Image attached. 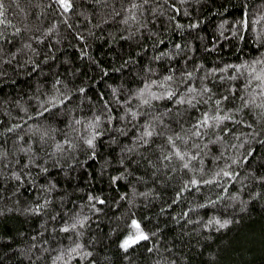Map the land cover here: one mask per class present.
<instances>
[{"label":"trees","instance_id":"trees-1","mask_svg":"<svg viewBox=\"0 0 264 264\" xmlns=\"http://www.w3.org/2000/svg\"><path fill=\"white\" fill-rule=\"evenodd\" d=\"M2 2L0 153L8 152L4 167L12 170L13 166L18 168L25 163L23 153L13 155L14 138L19 132L28 140V129L33 125L52 124L59 130L54 134L56 142L63 141L66 135L76 136L67 127L72 125L80 140L89 132L84 118L99 115L97 130L101 135L96 137L95 157L86 154L81 142V147L72 153L78 163L73 164L67 156H56L60 165L54 167L48 161L47 173L32 165L25 171L33 175L19 184V191L17 181L0 180V197H3L0 209H6L0 215V264H34L35 257L30 261L27 256L33 237L37 242L48 241L38 247L53 250L45 254L47 259L35 264H51L60 249L70 245L69 236L76 239L71 232L58 229L61 221H67L74 213L89 217L80 242L92 251L90 259L96 264H264V181L255 178L264 176V143H261L264 135L245 141L243 149H234L230 145L238 141L232 133H250L251 129L244 124L226 122L232 131L224 134L223 141L215 142L211 131L203 140L193 137L187 145L178 141L182 150L187 148L196 156V159L186 157L188 168L182 167L175 158L158 159L161 153L156 145L170 147L161 138L134 152L125 151L137 143L135 137L146 119L145 115L133 118L127 108L150 113L145 106L138 109V100L129 96L151 80L160 81L173 75L176 81L183 78L187 85L199 88L201 78L208 75L206 83L217 96L229 95L222 102L225 109L239 103L238 98L234 100L224 89L229 83L236 84L238 97L247 73L241 76L234 68L225 71V65L241 64L264 55V0H186V3L150 0V4L143 5L147 28L138 27L132 21L123 23L126 13L121 4L126 8L131 0H115L119 15H110L109 8L101 10L95 0H74L76 7L67 22L59 15L60 8L48 7L51 0ZM173 3L179 11L170 7ZM156 4L163 11L157 9L153 19L152 9ZM82 10L87 16L79 14ZM245 18L246 27L237 23ZM53 24L56 25L53 31L46 32ZM190 24L197 26L190 28ZM29 26L31 30H25ZM17 28L21 30L19 33L15 31ZM77 32L86 39L80 40L75 35ZM38 36L43 39H34ZM26 43L36 51L25 47ZM17 48L22 50L17 52ZM9 53L15 55L9 56ZM211 69L220 70L215 73L216 77L237 79H215L209 75ZM190 71H194L191 79L183 75ZM56 80L61 83L55 84ZM81 87L84 92L77 91ZM185 87L179 86L180 94ZM56 88L60 92L70 89L69 99L43 112L40 103L57 94ZM159 88L160 85H152L154 91L158 92ZM153 104L160 113L172 108L165 122L177 132L194 123L209 107L207 101L195 108L176 106L167 99L154 100ZM177 107L181 109L179 113ZM37 112L42 115H36ZM109 114L111 122L106 119ZM20 118L24 121L20 128L7 133L5 129L20 123ZM244 118L252 120L253 116L245 114ZM76 119L82 123L75 125ZM193 140L199 148L191 147ZM209 140L214 142L207 143ZM240 140L244 137L240 136ZM34 147L39 150L38 145ZM54 147L50 140L45 151ZM249 148L252 155L247 161H240L239 165L229 161L230 156L239 157ZM121 159L124 164L120 163ZM3 160L0 156V161ZM226 162L237 174L235 178L216 176ZM37 163L42 164L43 160ZM164 164L168 167H163ZM65 165L70 166L68 174ZM117 176L123 178L113 182L112 178ZM192 178L207 183L193 185L189 183ZM50 180L57 187L51 193L48 207L41 213H26L25 208L43 199L45 190L41 185ZM89 195L101 197L105 203L89 200ZM91 204L100 211L90 210ZM53 215L55 220L49 218ZM217 219L221 223L232 222L221 227ZM133 220L148 233V239L125 250L120 244L127 235L135 234ZM42 226L48 228L43 236L38 235ZM53 227H57L55 234ZM69 264H89V259L73 255Z\"/></svg>","mask_w":264,"mask_h":264},{"label":"snow or ice","instance_id":"snow-or-ice-1","mask_svg":"<svg viewBox=\"0 0 264 264\" xmlns=\"http://www.w3.org/2000/svg\"><path fill=\"white\" fill-rule=\"evenodd\" d=\"M181 3H186V0H180ZM96 5L101 6V10L103 8L111 9L110 15H119L120 13L117 11L115 6V0H95ZM150 4V0H131V2L124 8L123 4H121V8L125 11L126 16L123 19V23L128 24L129 21H132L134 24L138 25V27L147 28V24L144 23L143 20V12L145 11L143 5ZM53 5L60 8L61 11L59 15L63 17L64 22L72 15L76 5L74 0H51V3L48 4L49 8H52ZM170 7L176 11H179L177 5L175 3L171 4ZM4 4L2 0H0V15H3ZM157 9L163 11V8L160 4H156L152 9L153 16L155 19V12ZM138 10V11H134ZM80 15L87 16V13L83 10L80 11ZM138 16L141 18L138 19ZM246 16V14H245ZM89 19L91 17H88ZM103 22V20H101ZM237 23L247 26V20L241 19L237 21ZM71 27V25H68ZM196 24H190V28L196 27ZM223 25H221L222 27ZM56 27L53 24L51 27L45 29L46 32L51 33L53 29ZM178 27H182V25H178ZM25 30L30 31L31 27H26ZM138 30V29H137ZM16 33H19L21 30L19 28L15 29ZM131 31V29H130ZM76 36L79 37L80 40H85L86 37L81 35L79 32L75 33ZM222 35V33H221ZM259 35V34H258ZM4 39L3 33H0V40ZM34 39L42 40L43 36L34 37ZM25 47L32 49L30 43H26ZM177 48L180 45H176ZM22 49L17 48V52ZM3 51V48L0 47V52ZM35 52V49H32ZM15 53H9V56H14ZM257 65H260L259 69H257ZM200 65H197L199 67ZM228 68H234L239 71L241 76L246 75V83L243 85V89L240 90L239 96L237 97V86L236 84L229 83L224 92L229 93L233 99H239V103L235 104L232 108L225 109L223 106V101H227L229 99V95H219L212 91V88L206 83L208 79V75H205L201 78V84L199 88H196L192 85H187L186 81L181 78L179 81L174 79L173 75H167L163 77L162 80H151L144 88H139L135 92H133L129 99L135 97L138 100L137 108H141L142 106L150 109V113H140L132 108H127V112L132 114L133 118H136L138 115H145L146 119L143 125H141L140 134L135 137L137 143H135L134 147L125 149L126 152H134L139 148L144 146H150L155 143L156 138H161L163 140V144L170 146L169 148H165L162 145H156L160 149V157L158 159H163L165 161H171L174 158L180 162L181 166L184 168L189 167V161L186 157H191L192 159H196V156L193 155L191 151H188L187 148L184 150L178 146V141L187 145L189 140H192L193 137L199 138L203 140V138L209 135V132L214 136L215 142H220L224 140V134L230 133L232 130L229 127V123L232 124H244L249 129H251L250 133H241L240 135H236L232 133L235 140L238 141L236 144L230 145V147L234 149H243L244 142L255 140L258 136L264 135V55H262L258 59H253L251 61H244L241 64L235 65H225V71ZM220 71L219 69H211L209 71V75H212L215 79H219L224 81L225 79L231 81L237 79L235 76H219L216 77L215 73ZM189 79L193 78L194 71H190L184 73ZM59 80L55 81V84H60ZM186 85L185 91L183 94L179 93V86ZM152 85H160L159 91L152 90ZM55 87V85H54ZM260 89L259 92L256 89ZM251 89V91H249ZM70 89H67L65 92H60L59 88H56V93L49 97V99L44 100L40 103L43 112H49L52 108L57 105H63L66 100L69 99ZM78 92H84V88H77ZM115 92V89L113 90ZM62 97V99H61ZM167 99L169 101H174L176 106L187 105L188 108H195L197 104L204 103L205 101L209 102V107L207 111H203L199 117L195 118L194 123L190 124L188 127H181L180 131H174L169 123L165 122V117L169 116V113L172 112V108H165L163 113L157 112L155 106L153 104L154 100H164ZM39 101V97H37ZM55 101V104L52 103ZM105 104L107 102H104ZM47 105V107H45ZM223 110V115L221 111ZM25 114L27 115V110L25 109ZM181 111L180 107L176 108V112L179 113ZM127 112L125 115H127ZM239 114V118H238ZM245 114L253 116L252 120H247L244 118ZM36 115H42L41 112H37ZM124 117H122L123 119ZM109 122L112 120L111 114L106 118ZM86 121L85 126L89 129V132L86 136L80 138L78 140L76 137L79 136L77 129L72 125H68L69 131L75 133L76 136L69 137L65 136V139L61 142H56L54 140V134L59 130L56 129L52 124H40L33 125L28 129L27 135L29 136L28 140H25V135L16 133L14 138V153L13 155L18 156L23 153L26 157L25 163L20 167H12V170L4 167V163L8 159V152L4 151L0 153V156L4 158L3 161H0V180H15L18 182L17 191H19V184L25 182V179H31L33 173L31 171H25L30 166L35 165L36 168L40 169L41 173H47L48 167L46 166L48 161H52V166H59L60 160L55 159L56 156L64 157L67 156L71 159L73 164L78 163L75 156L72 155L77 149L81 147V142L86 148V154L90 157H95L96 152L94 151L96 147V137L101 135V132L97 130L98 122L101 120L99 115H94L91 119L84 118ZM23 118H20V123H14L10 127L6 128L5 131L7 133H12L20 128L23 123ZM82 123L81 119L74 120L75 125H80ZM240 136L244 137V140H240ZM55 144L54 148H50L49 151H45V148L49 145V141ZM213 140H209L207 143H212ZM207 143L205 144V148H207ZM261 143H264V140H261ZM34 145H38L39 150H37ZM66 146V147H65ZM191 147L199 148L200 145L193 140ZM165 151H167V155H165ZM198 155V154H197ZM252 155L251 148L246 150L245 153H240L239 157L233 155L229 157V161L237 163L239 165L240 161H247L249 156ZM38 160H43V163H37ZM152 163V161H148ZM16 164H20L19 160L15 161ZM121 164H124V160H120ZM163 167L167 168L168 165L164 164ZM65 172L68 174L70 172V166L65 165ZM155 168L156 165L153 164ZM127 170V168L125 169ZM235 178L237 175L234 171L229 169V163H225L224 168H221L219 172L216 173V176L220 175ZM252 176H255V173H251ZM123 178V176L113 177V182L115 180ZM260 181H264V176L255 177ZM207 183V181H201L196 178H192L189 183L190 184H199V183ZM41 187L45 190L44 197L39 202L33 204L32 207L25 208L24 211L26 213H41L45 208L48 207L51 202V193L53 189L57 187V185L53 181H49L48 184L41 185ZM179 195V193H177ZM3 199V197H0ZM63 199V197L61 198ZM89 200H98L101 204L105 203V201L98 196L88 197ZM6 209H0V215L5 212ZM17 211L20 209L17 208ZM90 210H94L95 212H99L100 209L96 208L95 204L90 205ZM187 213H185L186 215ZM52 220H55V215L49 217ZM89 217L87 215H83L82 213H74L67 221L62 220L58 229L60 232L69 233L71 232L76 239H72L69 236V240L71 241L70 245L67 248H61L57 253L55 258L51 259V264H58V262H63V264H69V260L73 257L85 258L89 259V264H96L95 260L90 259L93 255L92 251L88 250L83 243L80 242V237L83 234L82 229L86 227V222ZM232 221L224 220L223 223L219 219L216 220L217 224H220L221 227H224L226 224H230ZM132 224L135 226V234L127 235L122 241L120 246L127 250L131 245L136 244L140 240L148 239V233L144 232L141 228L139 222L136 220L132 221ZM48 228L46 226H42V232L38 235L43 236L44 232H47ZM52 232L55 234L57 232V227L52 228ZM33 242L29 245L27 250L28 259L31 261L33 257H35V261H40L42 259H47L46 253L53 251L47 247H38V244L46 245L48 243L47 240L41 239L39 242L36 241V238H32ZM38 253V255H37ZM67 257V259H66Z\"/></svg>","mask_w":264,"mask_h":264}]
</instances>
